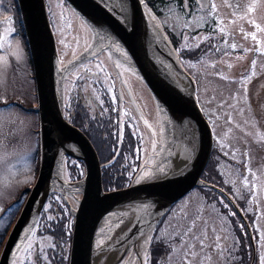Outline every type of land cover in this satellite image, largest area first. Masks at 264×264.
Masks as SVG:
<instances>
[{
	"label": "rangeland",
	"instance_id": "obj_1",
	"mask_svg": "<svg viewBox=\"0 0 264 264\" xmlns=\"http://www.w3.org/2000/svg\"><path fill=\"white\" fill-rule=\"evenodd\" d=\"M43 1L51 18L56 48L61 51L60 61L67 59L70 63L75 57L78 58V55L72 57L73 55L78 51V54L85 51L90 40V30L86 29L85 23L69 7L63 5L62 0ZM162 1L164 4L154 3L159 10L155 17L161 27L172 33L173 39L168 38L167 41L172 44L183 70L194 80V96L210 126L213 145L223 149L235 161L240 162L241 157L246 156L245 169L242 173L223 162L219 163V174L222 184H228L232 189L231 198L241 200L246 197V210L243 214L245 217L246 214L252 216L249 230L256 249L257 262L252 258L246 232L242 229L240 233L244 235L248 264H261L264 258V91L253 98L263 115L261 123H258L252 114L244 86L246 83L243 80L249 76L254 78L264 72V0H209L207 10L193 11L191 14H185L175 2ZM12 2L13 0H0V214L3 212L5 215V225L11 224L25 200L27 188L33 184L38 167V117L34 111L36 98L32 68L19 14L17 11L16 16ZM212 4L216 5L215 9L211 7ZM14 5L17 10L15 0ZM17 17L19 28L16 24ZM250 21L259 24L261 30H256ZM206 28L214 31L211 38L207 37ZM220 28H224L225 31L222 33ZM253 32L256 40L250 35ZM219 33L224 35V41L220 43V49H227L224 53L212 56L203 51L193 57L192 51L199 47L200 49L202 46L214 47L216 43L214 37ZM233 43L237 45L235 53L231 48ZM223 44L226 47H221ZM251 51L253 55L248 57ZM223 65L229 69L224 71ZM85 67L95 71L92 63H87ZM242 76L245 78H241ZM132 79L128 73H123L120 80L113 79L120 97L128 92L138 94L139 84ZM260 88H264V81ZM150 97L148 96L149 103L145 104L149 109L148 125H151V128H147L148 156L141 161L138 160V164L142 166L132 179V183L148 172L155 163V156L159 150L160 121L156 106L153 107L154 101ZM153 131L156 133L155 136ZM69 166L78 167L82 175L83 166L81 168L77 161L69 158L63 163L62 178L66 181L79 180L81 176L78 177L77 174L70 176ZM50 196L51 201L45 204L42 211L46 221L49 220V216L52 217L48 211L50 203L51 206L56 204L58 208L61 207L66 216H71L68 221L72 225L70 210L76 207L79 193L71 190L63 199L54 190ZM205 199L202 192L193 188L164 214L156 232L158 239L165 243L168 251L160 263L235 264V260L239 259L238 243L230 233L229 219L218 212L219 209L214 202L209 203ZM43 226L44 221L40 227L37 226L38 230L40 231ZM189 228L192 232L185 235ZM193 234L203 240V247L192 238ZM146 241L141 243L136 252H130L129 256L120 259L117 264H145V261L148 264ZM33 242L37 245L38 253L43 255L45 248L53 247L50 237L32 232L29 240L19 250L18 260L28 250L25 256L29 262ZM193 252L196 253L195 256L192 255ZM16 262L15 258L13 264Z\"/></svg>",
	"mask_w": 264,
	"mask_h": 264
},
{
	"label": "water",
	"instance_id": "obj_2",
	"mask_svg": "<svg viewBox=\"0 0 264 264\" xmlns=\"http://www.w3.org/2000/svg\"><path fill=\"white\" fill-rule=\"evenodd\" d=\"M64 1L87 25L92 40L88 50L62 67L43 0H15L32 68L39 151L36 178L1 245L0 264H11L54 190L61 195L71 190L80 194L70 210L73 221L67 264H95L94 260L96 264H117L127 250L136 252L169 207L195 187L213 189L226 199L243 222L253 257L248 225L232 200L200 179L211 150V130L196 103L192 78L142 1ZM196 1L201 9L208 7V0ZM113 45L125 52V62L136 70L154 101L161 139L155 163L147 172L150 178L103 191L91 143L63 118L62 78L74 64L100 49L113 51ZM184 154H188L186 160ZM65 157L82 163L79 180L62 178Z\"/></svg>",
	"mask_w": 264,
	"mask_h": 264
},
{
	"label": "flooded vegetation",
	"instance_id": "obj_3",
	"mask_svg": "<svg viewBox=\"0 0 264 264\" xmlns=\"http://www.w3.org/2000/svg\"><path fill=\"white\" fill-rule=\"evenodd\" d=\"M166 1L175 2L176 6H178L179 9L187 14H191L193 11L200 10L198 4L196 3V0ZM184 1L186 8L184 6ZM161 3L164 4V1H162ZM156 10L157 12H159L157 8ZM47 14L49 24H51V18L49 17L48 9ZM86 29L88 30L87 26ZM212 32L214 35V31ZM89 35L90 40L85 47V51L89 49L90 42L92 40V34L90 31ZM216 37V50H219L220 43L224 41V35H222V33H219ZM99 47L103 48L104 44L99 45ZM221 47L226 46H224L223 44ZM220 50L225 52L227 49ZM56 51L60 65L66 66L68 63L67 59L60 61L61 58L59 57V53L61 51L57 48ZM196 52L197 50L195 51V53ZM78 53L79 51L72 57H75ZM252 55L253 51L249 53L248 57ZM124 58H126L125 52L117 45L113 46V51H110L108 49H100V51L94 56L89 57L84 61H81L80 63H77L76 65L72 66L71 69L67 70L62 81L63 118L72 126L77 128L89 140L94 151L96 152L97 158L108 157L109 154L112 153V161L100 163V170L102 175L101 183L103 191H111L119 188H124L125 186L131 184L132 179L136 177L135 174H138L141 168L140 166H142L140 165V163L138 164V160L140 159L141 161L142 158L144 159L146 156H148L146 155V150L149 143V135L147 133L148 125H146L144 121L146 120L148 122L150 118L147 115L149 109H147L146 107L147 103H149L150 101L148 100V96L150 97V95H148L149 92L147 88L143 86L144 84L141 81V78L126 64ZM87 63H92L95 71L87 69L85 67ZM97 65H100V68H102L103 71H101L100 68H97ZM222 69L224 71H227L229 67L223 65ZM110 71L112 72V74ZM123 73H128L130 77L133 78V81H137L139 84L138 87L142 85L140 89L137 87L138 94L128 92L123 94L121 97L118 95V90L117 87L113 84V79L117 80L119 78L120 80V76H122ZM241 78L245 77L242 76ZM263 81L264 72L258 74L250 80H243V82L246 83L244 86L246 87L248 96L250 94H261V91L264 90V88H260V85ZM153 107H155L154 103ZM160 139L161 132L158 137V144H160ZM212 148L216 153V155L213 156L215 160L214 167L216 169L220 167L219 163L225 162L232 168L237 169L239 173H242L244 171L246 156H242L241 161L239 162L233 160L228 153H226L223 149L214 146L213 143ZM113 161H116L118 165L116 166V169L111 170L113 176L112 179H109L108 171L111 169L110 165L114 163ZM77 164L82 168V164L80 162H77ZM69 168L71 169V173L73 174H77V172H79L78 167L74 168L72 166H69ZM56 194L58 195L60 193L56 191ZM61 196L63 199H65L66 193ZM50 197L51 196L49 195L45 204L51 201ZM42 211L43 208L32 231L30 232L24 243L21 245L19 250L29 240L32 232L35 234H40L42 236L47 235L48 237H50L53 242V247L45 248L43 255V253H38L37 245L35 242H33V250L29 262L26 260L27 257L25 256L28 250L24 252L23 255H21L19 260L17 258L19 252L18 250L11 264H13L15 258L17 259L16 264H67L71 229V224L69 223L68 218H71V216H66L61 210V207L58 208L56 204H53L51 206L49 203L48 207V211L52 214V217H54V219L46 221L44 212ZM4 218L5 215L2 212L0 214V231L5 225ZM13 221L11 222V224L13 223ZM42 221H44V226L39 231L38 229ZM160 222L162 223V219L159 221V223ZM38 225L39 227L37 228ZM158 227L159 226H157L154 231H157ZM5 235L2 241L4 240ZM1 245L2 242L0 243V247ZM167 251L168 248H166L162 255H166ZM130 252L131 250H127L122 256L121 260L123 258H126L127 255L129 256Z\"/></svg>",
	"mask_w": 264,
	"mask_h": 264
},
{
	"label": "trees",
	"instance_id": "obj_4",
	"mask_svg": "<svg viewBox=\"0 0 264 264\" xmlns=\"http://www.w3.org/2000/svg\"><path fill=\"white\" fill-rule=\"evenodd\" d=\"M161 3V1H159ZM13 10L15 11L16 13V16H17V10L15 8V5H14V0H13ZM150 7L155 11L156 14H158V12L156 11V8L153 7L152 3L150 5ZM16 24L19 28V23H18V17H17V20H16ZM174 44V42H172ZM28 51V50H27ZM30 62V61H29ZM31 66V64H30ZM264 91V90H263ZM249 100H250V105H251V110H252V114L255 118V120L258 122V123H261V120L263 119V115L261 114V110L259 108V106L257 105L256 101H254V95L253 94H250L249 96ZM38 145V144H37ZM112 153L109 154L108 157H102V158H98V161L99 163H104V162H110L112 161V157H111ZM214 155L212 154L206 164V167L204 169V172L202 174V179H204L205 181L209 182V183H213L215 185H218L220 186V175L219 173L217 172V169L214 167L215 166V160H214ZM38 162V160H37ZM117 162L115 161L112 165H111V169L108 171L109 172V179H112V173H111V170H114L116 169V166H117ZM37 171V169H36ZM77 175L78 177L81 176V174L79 172H77ZM70 176H74L73 173H70ZM102 185V183H101ZM223 189L232 194V190L230 189L229 186H226V185H223L222 186ZM199 191L202 192V194L206 197V201L209 202V201H213L215 204H217L219 206V210L226 214V209L223 208L221 206V203L217 200V198L214 196V193H210V190L208 189H198ZM238 207L244 212L246 210V200H237L235 199ZM246 218L249 222L250 225H252V218L249 214H246ZM229 220L231 221V224H232V228H231V234L234 238H236L237 240V249H238V253H239V259L235 260V264H248V261H247V253H246V248L244 246V242H243V236L242 234L240 233V230L235 226V223H234V217H231L229 216L228 217ZM6 223V222H5ZM9 225L10 224H6L4 225L3 229L0 231V243L2 242V239L4 237V235L6 234L8 228H9ZM166 250V246L165 244H163L162 240L161 239H158V236H157V232L155 231L154 234H153V237H152V240H151V243H150V246H149V259H148V264H160V260L161 258L163 257L162 256V253ZM237 253V252H236Z\"/></svg>",
	"mask_w": 264,
	"mask_h": 264
},
{
	"label": "snow or ice",
	"instance_id": "obj_5",
	"mask_svg": "<svg viewBox=\"0 0 264 264\" xmlns=\"http://www.w3.org/2000/svg\"><path fill=\"white\" fill-rule=\"evenodd\" d=\"M202 6H203V5H202ZM211 7H212L213 9H215V8H216V5H215V4H212ZM249 11H251V9H249ZM250 23L253 24V26L255 27L256 30H258V31L261 30L260 25L257 24L255 21H250ZM220 31L223 33L225 30H224V28H220ZM250 35H251V37H252L253 40H256L255 32L251 33ZM246 38H247V34H246ZM61 42L63 43V41H61ZM231 48H232L233 50H235V49L237 48V45H236L235 43H233V44L231 45ZM253 50L255 51V49H253ZM245 51H247V49H245ZM252 65H253V67L255 66V61H254V60L252 61ZM97 68H100V65H97ZM100 70L103 71L102 68H100ZM252 75H254V73H252ZM246 79H249V80H250L251 77L249 76V77H247ZM144 122H145L146 125H148V122H147L146 120H145ZM148 127L151 128V125H148ZM153 135H154V136L156 135L155 131H153ZM153 148H155V141H153ZM144 178H150V174H149V173H145V175H144L143 177H139L138 180H139V179H144ZM245 183H247V181H245ZM48 219H49V220H52V219H54V217L49 216ZM193 226H194V225H193ZM191 232H192V229L189 228L188 233H185V235H187V234H189V233H191ZM192 238L195 239V240L201 245V247H203V240H202L200 237H196V236L193 234V235H192ZM151 239H152V237H148L146 242L151 241ZM217 239H219V238H217ZM101 243H102V242H101ZM30 247H31V246H30ZM192 255L195 256L196 253L193 252ZM209 259H210V257H209ZM145 264H147L146 261H145ZM261 264H264V258H262Z\"/></svg>",
	"mask_w": 264,
	"mask_h": 264
},
{
	"label": "bare ground",
	"instance_id": "obj_6",
	"mask_svg": "<svg viewBox=\"0 0 264 264\" xmlns=\"http://www.w3.org/2000/svg\"><path fill=\"white\" fill-rule=\"evenodd\" d=\"M63 1V3L67 6V7H69L68 6V4L64 1V0H62ZM44 2V1H43ZM44 10H45V15H46V20L48 19V14H47V9H46V4H45V2H44ZM86 25V24H85ZM87 26V25H86ZM157 35V34H156ZM53 39H54V37H53ZM54 45H55V48H56V44H55V41H54ZM113 46H115V45H113ZM56 54H57V51H56ZM125 61H126V59H125ZM58 62H59V60H58ZM127 64V63H126ZM59 65H60V63H59ZM74 65H76V64H74ZM73 65V66H74ZM128 65V64H127ZM135 73H136V70L135 69H133V67H131L130 65H128ZM62 67H64V66H62ZM72 68V67H71ZM71 68H69V69H71ZM69 69H67V70H69ZM157 69H159L158 67H157ZM67 70H66V72H67ZM161 71V70H160ZM65 72V73H66ZM65 73H64V75H65ZM137 74V73H136ZM64 75H63V78H64ZM138 75V74H137ZM139 76V75H138ZM171 78H172V81H175L174 80V78L172 77V76H170ZM63 78H62V81H63ZM174 85H175V83H174ZM176 85H177V83H176ZM183 93H185V91L183 90L182 91ZM61 100H62V93H61ZM62 103V102H61ZM187 156H188V154L187 155H185L184 154V159H187ZM121 157H122V154H121ZM124 157V156H123ZM125 160V159H124ZM114 162V161H113ZM164 172V171H163ZM145 175V174H144ZM162 218H160L159 220H158V222L161 220ZM161 223V222H160ZM95 261V264L97 263V260H94Z\"/></svg>",
	"mask_w": 264,
	"mask_h": 264
}]
</instances>
